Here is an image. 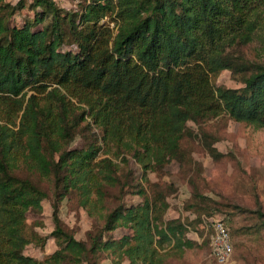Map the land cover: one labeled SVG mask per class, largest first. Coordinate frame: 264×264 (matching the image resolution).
I'll use <instances>...</instances> for the list:
<instances>
[{"label": "trees", "instance_id": "trees-1", "mask_svg": "<svg viewBox=\"0 0 264 264\" xmlns=\"http://www.w3.org/2000/svg\"><path fill=\"white\" fill-rule=\"evenodd\" d=\"M25 8L32 16L12 25ZM263 9L264 0H84L77 9L0 0V264H92L101 252L114 264H170L171 253L195 247L186 237L192 221L166 217L164 195L148 192L143 180L174 160L189 161L182 140L198 135L189 122L209 138L214 159L223 153L202 130L206 119L226 115L264 128V58L244 53ZM223 70L241 86L218 85ZM84 130L95 138L68 148ZM101 151L125 164L130 156L141 176ZM42 181L52 192L56 249L38 259L22 249L48 238L26 228L27 213L39 212L48 196ZM189 182L187 209L206 211L209 198ZM109 188L119 191L111 207ZM71 191L83 207L98 209L100 224L86 239L59 218ZM127 194L140 200L127 204ZM250 213L256 221L247 235L264 229V211ZM220 220L230 234L229 218ZM118 227L131 233L114 239Z\"/></svg>", "mask_w": 264, "mask_h": 264}, {"label": "rangeland", "instance_id": "rangeland-1", "mask_svg": "<svg viewBox=\"0 0 264 264\" xmlns=\"http://www.w3.org/2000/svg\"><path fill=\"white\" fill-rule=\"evenodd\" d=\"M8 1L16 4L18 0ZM55 1L65 9H77L84 2V0ZM29 16H32V11L25 8L19 15L12 17L10 22L12 25L19 24ZM261 20L258 34L253 42L244 48L245 55L251 60L264 58V9ZM216 83L222 87L241 86L238 78L229 70L221 71ZM14 121L17 122V118H14ZM188 125L198 134L182 140L189 161L174 160L163 169L148 173L147 180H143L148 192H159L164 195L162 200L168 204L166 217H177L184 222L192 221L188 226L186 237L196 241V246L186 249L181 256H174L171 253L170 264H264V229L256 234L245 233L256 221L250 211L256 208L264 211V128L234 121L226 115L206 119L201 125L202 130L212 136L213 146L223 153L221 157L214 159L207 153L204 145L209 138L201 135L196 124L189 122ZM93 131L96 134L98 129L93 128ZM88 138L92 140L95 136L84 130L78 133L67 147L71 149L83 147L88 142ZM100 153V157L109 156L120 170L127 166L136 176H141V166L130 156H128V164H125L120 161V157L113 158L102 151ZM19 173L23 174L20 171ZM189 180L194 181L198 192L209 198L206 211L199 210L197 213L187 209L192 200V184ZM41 186L45 188L48 196L42 201L39 212L27 213L26 228L28 232L34 231L48 238L43 247L31 243L22 249L24 254L38 259L56 249L55 240L51 237V231L54 229L52 192L47 181H42ZM118 195L117 188L108 189L105 196L108 207L119 202ZM80 200L76 191H71L60 203L59 218L65 229L73 231L75 238L86 239L87 232H93L100 224L96 218L98 209L92 206L83 207ZM139 200L137 195L124 196V202L127 204L137 203ZM209 206L215 209H209ZM210 218H229L231 222V227L228 228L231 235L232 255L225 263L217 262L211 255ZM128 233H131L130 229L118 227L111 232V236L118 239ZM168 248L169 246L165 245L162 252ZM92 264L114 263L111 255L101 252L98 261ZM121 264H128V260H122Z\"/></svg>", "mask_w": 264, "mask_h": 264}, {"label": "built area", "instance_id": "built-area-1", "mask_svg": "<svg viewBox=\"0 0 264 264\" xmlns=\"http://www.w3.org/2000/svg\"><path fill=\"white\" fill-rule=\"evenodd\" d=\"M210 227L212 234L210 236L211 255L219 263H225L232 255L231 237L223 221L210 218Z\"/></svg>", "mask_w": 264, "mask_h": 264}]
</instances>
